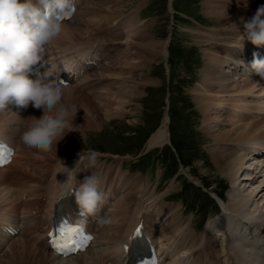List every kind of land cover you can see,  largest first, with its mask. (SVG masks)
Returning <instances> with one entry per match:
<instances>
[{
	"label": "bare ground",
	"instance_id": "1",
	"mask_svg": "<svg viewBox=\"0 0 264 264\" xmlns=\"http://www.w3.org/2000/svg\"><path fill=\"white\" fill-rule=\"evenodd\" d=\"M89 2L90 0L85 2L84 6L64 23V31L48 46L47 53L55 50L59 54L69 55L71 63L75 57L84 60L86 55L92 54V50H98L99 48L95 47L97 43L110 41L118 44V47L114 48L117 56L113 55V60L86 75L82 80V88L64 87L63 103L77 108L73 120L74 128L47 153L28 148L21 142V134L31 117L39 118L42 110L29 105L25 110L21 108L0 111V134L5 132L4 138L10 139L18 146L12 162L7 167L0 168V217L8 209L20 208L15 204L14 192L8 188L15 183L27 187L25 184L28 182L22 183L23 179L36 181L42 187L41 194L26 201L23 208L30 210L37 207L40 205L38 199L44 196L45 203L41 204L46 214L44 223L53 205L58 211L69 212L72 200L62 202V207L57 206L54 201L62 195L63 183L66 180L71 181L72 178V173L66 172L63 167L72 170L79 160L80 155L65 156L72 142L81 133L98 129L105 120L124 114L131 101L141 93V90H137L141 89L143 84L134 83L133 80L139 74L138 71L144 70L149 61L152 62L168 53L167 43L162 42L158 38L160 36H156L151 22L149 25L142 24L139 13L120 20L121 13H110L109 1L101 2L96 8H88ZM260 6H264V0H203L202 11L210 20H205L204 27L195 29V35L193 34L194 39L202 46L204 59L198 76L199 83L192 90L193 100L202 112L203 128L215 144L214 148H211L212 151L210 150L214 167L232 184H236L234 180L242 171L244 181L251 180L262 172L264 183V161L249 155L252 149L264 146V107L262 103H258L259 96L264 92V84L253 77H243L235 72L239 75L237 77L233 71L226 69V66L242 62L243 55L246 57L244 51L250 47H247L249 41L245 40L243 48H238L240 35L244 31L243 24L254 16ZM107 24L114 27L113 32H104L103 27ZM206 26L209 27L207 30ZM167 116L166 114L161 125L152 131L147 142L149 147H160L170 140ZM21 117L24 126L18 129L13 123ZM17 135L19 139H15ZM228 143L238 146L232 148ZM62 155L65 157L61 159ZM85 155L81 154V157ZM86 162L88 163L87 160H82L77 170ZM73 164L74 166H71ZM250 168H253L251 173L248 171ZM119 169L120 167L117 171ZM87 174L83 172V177H79L76 172L77 183H82L88 177ZM91 175L94 176L91 173L89 177ZM138 176H123L118 180V183L122 182L120 187L125 188L121 194L111 191L113 201L103 216L110 218L111 223L101 225L97 222L93 245L84 253L66 259L52 255L39 239L34 229L37 226L35 223L25 226L21 235L6 245L0 264H123L120 245L126 241L127 234L137 222L144 219L148 231L162 242L167 243L172 240L173 235L178 234L171 255H177V259L180 255H192V252H195L196 255L190 264H257L256 257L259 254L252 251L255 246L247 236L257 237V228L264 232V213L262 212L263 219H252L256 216L253 211L257 213L260 208L258 199L264 200L263 185L259 190L254 189L256 193L252 191L246 194L244 188L247 181L239 182L238 185L245 194L242 192L243 194L234 197L228 196L227 199L231 202L228 204L229 208L222 202V212L208 218L204 234L197 236L190 229L191 225L182 221L179 215L181 213H177L178 205L177 208H173L171 204L158 206V213L169 212L170 218L160 227L149 224L146 209L162 201L163 197L158 199V196H154L155 192H148L142 176ZM99 181L104 185L106 180L101 177ZM102 188L99 186L98 190L102 191ZM250 210H253L252 215L249 214ZM260 214L258 213V216Z\"/></svg>",
	"mask_w": 264,
	"mask_h": 264
},
{
	"label": "rangeland",
	"instance_id": "2",
	"mask_svg": "<svg viewBox=\"0 0 264 264\" xmlns=\"http://www.w3.org/2000/svg\"><path fill=\"white\" fill-rule=\"evenodd\" d=\"M107 1L111 3L109 11L114 15L135 16L139 13L142 24L152 23L156 36L167 43L168 53L149 61L144 70L138 71L133 80L143 84L137 90L141 93L131 101L124 114L105 120L98 129L78 135L64 155H87L90 150H95L100 155L94 171L104 169L105 162L112 160L121 164L123 170L128 168L131 174H140L147 180L148 190H153L155 196H165L164 202L173 208L178 205L180 216L193 227L196 235H200L204 222L222 212V202L229 208L228 196L234 197L244 191L246 194L256 193L255 190L264 186L262 172L244 181L242 171L234 180L236 184H232L226 176L218 173L211 160V148L215 144L203 128V115L192 93L199 83L204 61L202 46L194 39V30L204 27V21L210 17L202 11L203 0H91L88 8H96ZM109 25L103 27L104 31L109 30ZM166 114L170 141L161 147H149L146 136L161 125ZM161 154L162 160H158ZM64 155L60 156L61 159ZM139 157L140 163L133 166V161ZM248 171L251 173L253 168ZM239 182H246L244 191ZM12 187L15 190L20 186ZM216 193L223 200H219ZM258 200L264 203V200ZM261 204L257 213L249 212L256 215L253 221L264 218V205ZM157 218L160 219V215Z\"/></svg>",
	"mask_w": 264,
	"mask_h": 264
},
{
	"label": "clouds",
	"instance_id": "3",
	"mask_svg": "<svg viewBox=\"0 0 264 264\" xmlns=\"http://www.w3.org/2000/svg\"><path fill=\"white\" fill-rule=\"evenodd\" d=\"M74 13L73 0H0V111L10 103L42 110L39 118L31 117L21 134V142L44 153L51 151L74 128L77 108L63 103L64 82L59 78L58 66L44 60L48 46L64 31V20ZM243 28L239 49L245 40L256 47L264 45V6L244 22ZM39 62L49 67L33 73V66ZM249 71L264 77V59L258 58L257 53H253L250 69H245L247 78ZM99 155L95 150L84 157L80 154L72 170L62 165L66 172L72 173V178L63 183L61 198L75 197L82 222L96 216L105 196L98 190L95 176L86 177L78 184L75 174L82 160L88 161V167H94ZM98 223L108 225L111 219L98 217Z\"/></svg>",
	"mask_w": 264,
	"mask_h": 264
},
{
	"label": "snow or ice",
	"instance_id": "4",
	"mask_svg": "<svg viewBox=\"0 0 264 264\" xmlns=\"http://www.w3.org/2000/svg\"><path fill=\"white\" fill-rule=\"evenodd\" d=\"M4 155H5V146L0 145V166H3V164L9 162L8 160L4 159ZM8 155L10 156V152L8 153ZM84 229L82 228V226H73L71 224H66L63 228H60L58 230H56L55 234L59 235V234H75V233H83ZM141 229L138 228L136 230V235L140 234ZM54 235V233H49V238L51 240L52 236ZM86 239H88L89 241L91 240V236H86ZM53 246L55 248V250L57 252H61V248L56 245L55 243H53Z\"/></svg>",
	"mask_w": 264,
	"mask_h": 264
}]
</instances>
